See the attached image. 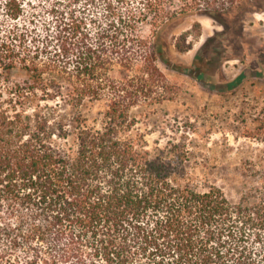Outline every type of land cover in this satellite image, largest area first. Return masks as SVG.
Returning a JSON list of instances; mask_svg holds the SVG:
<instances>
[{
	"label": "trees",
	"instance_id": "trees-1",
	"mask_svg": "<svg viewBox=\"0 0 264 264\" xmlns=\"http://www.w3.org/2000/svg\"><path fill=\"white\" fill-rule=\"evenodd\" d=\"M245 1L0 0V264H264V153L233 200L191 181L189 137L151 146L133 115L165 99V27Z\"/></svg>",
	"mask_w": 264,
	"mask_h": 264
},
{
	"label": "rangeland",
	"instance_id": "rangeland-1",
	"mask_svg": "<svg viewBox=\"0 0 264 264\" xmlns=\"http://www.w3.org/2000/svg\"><path fill=\"white\" fill-rule=\"evenodd\" d=\"M195 21L203 35L189 51H178L173 36ZM163 36L170 47L168 62L158 60L170 84L165 99L137 106L133 115L149 121L151 146L189 137L191 181L202 190L217 184L237 200L250 185L244 167L260 165L264 153V0H246L224 20L189 16L165 27ZM112 75L121 76L119 66ZM104 108L100 101L91 105L89 125H99Z\"/></svg>",
	"mask_w": 264,
	"mask_h": 264
}]
</instances>
